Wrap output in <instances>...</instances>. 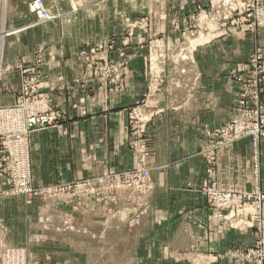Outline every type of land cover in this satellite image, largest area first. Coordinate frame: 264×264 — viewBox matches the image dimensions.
<instances>
[{
  "label": "crops",
  "instance_id": "0c3cea01",
  "mask_svg": "<svg viewBox=\"0 0 264 264\" xmlns=\"http://www.w3.org/2000/svg\"><path fill=\"white\" fill-rule=\"evenodd\" d=\"M200 2L208 0H93L84 2L78 12H65V17L44 25L33 27L30 22L21 27V21L12 20V28L4 24V33L0 21V106L14 105L29 80L36 78L34 71L40 75L37 81L45 103L63 115L54 127L30 137L33 186L63 185L136 167V155L129 147V114L143 100L152 79L170 72L160 55L167 42L180 38L183 20ZM60 6L65 11L70 7L68 0ZM12 29L17 32L7 34ZM258 49L264 52V30L254 36L215 39L194 54L200 72L195 87L177 93H171L169 86L163 88L161 103H155L163 112L147 129L154 193L140 225L133 226L135 217L128 216L124 225L113 222L104 227L96 218L103 209L95 216L66 206L55 210L45 205L38 211L37 201L26 205L21 197L4 199L0 253L5 247L23 246L38 264H54V252L67 256L63 260L67 264L108 260L87 256L85 236L71 245L63 231H54V225L64 229L73 221L84 230L91 228L96 238L87 240L101 248L103 241L111 247L123 230L127 245L135 247L121 260L126 264H258L235 256L253 245V231L214 234L201 190L208 167L200 154L205 134L233 117L239 86L232 72ZM96 60L103 65H92ZM106 64L113 66L114 74L94 73L105 71ZM260 143L258 184L251 138L218 152L215 173L221 190L264 192V139ZM74 247L77 258L69 254ZM109 260L119 261L115 256Z\"/></svg>",
  "mask_w": 264,
  "mask_h": 264
},
{
  "label": "built area",
  "instance_id": "2783aa9c",
  "mask_svg": "<svg viewBox=\"0 0 264 264\" xmlns=\"http://www.w3.org/2000/svg\"><path fill=\"white\" fill-rule=\"evenodd\" d=\"M30 9L39 15V23L49 20L43 0H34L30 4ZM137 23L135 22L134 25ZM183 23L186 26L181 32L180 39L167 42L165 51L160 55L164 62L168 65L170 63L173 73L169 77V83L179 91L192 89L200 78V72L192 55L196 48L209 44L215 39L245 36L264 29V4L262 0H209L206 4L193 7ZM35 25L40 24L32 26ZM145 28L147 29L148 26ZM204 35L209 36L206 42L198 44L194 49L191 46L189 49L185 47L189 39L196 40L197 37ZM38 58L41 60L42 57ZM193 65L195 71L191 72L190 66ZM111 67L113 68L106 64L104 72L107 76L115 73ZM32 74L36 76V80L34 78L29 80L14 105L0 106V201L21 197L27 205H31L39 198L55 199L60 202L64 200L80 202L89 197L91 205L108 206L131 193L139 198L153 195L148 163L153 149L147 129L154 118L163 112L155 105V103L159 105L156 98L162 95H157L163 84L159 76L152 79L149 91L153 94L147 97V99L152 98L155 103L150 107L149 102L148 105L138 102L137 109L129 114V145L138 162L134 171L37 188L33 186L32 180L30 137L36 131L54 127L62 120L63 115L45 103L40 92L41 83L37 81L40 75L34 71ZM231 76L239 86L234 116L228 123L206 133L202 138L201 154L207 163L208 176L201 190L209 205L214 234L224 236L232 230L242 233L253 231L254 245L245 251L237 252L235 256L262 264L264 262V192L258 189L245 193L221 190L216 180L215 167L218 161L217 154L221 149L237 143L244 137H252L254 141L264 137V113L261 103V95L264 91V53L256 51L251 54L246 62L232 72ZM1 78L0 73V83ZM146 209L147 207L144 208L145 211ZM4 253L12 258L10 263L6 262V264H18L17 249L6 247ZM21 264L27 263L21 262Z\"/></svg>",
  "mask_w": 264,
  "mask_h": 264
},
{
  "label": "rangeland",
  "instance_id": "374dc122",
  "mask_svg": "<svg viewBox=\"0 0 264 264\" xmlns=\"http://www.w3.org/2000/svg\"><path fill=\"white\" fill-rule=\"evenodd\" d=\"M33 1L34 0H0V21L2 22V28L3 29L2 28L1 29L3 30V33H4V30H5L4 29V26H5L4 24L8 25L7 28H12L13 27L11 25L12 20L16 21V22L21 21V23H22L21 27L29 26L30 22H32L30 24V26H32L33 24H37V23L40 24V25H44L45 23L54 22L55 20H59L60 18L65 17L66 16L65 12H68V14H69V12L71 14H74V12L75 13L78 12L81 9V6H83V4H85L84 2H89V1H93V0H68L70 7H69V10H67V11L62 10V8L60 6V4L64 0H43L45 2L46 8H47V11H48V14H49V18H48L49 20L45 21L44 23H39L40 22L39 15L36 14L35 12L31 11L30 4ZM98 1H100V3H104V2H112V1H116V0H98ZM130 1H132V0H130ZM262 2L264 4V0H262ZM202 4L203 3H201V2L200 3H195V5H193L191 9L193 10V7H195L197 5H202ZM139 23H142V22H139ZM35 26H37V25H35ZM141 26H142V28L144 27L142 24H141ZM21 27H20V29H22ZM1 29H0V31L2 32ZM263 30L264 29H261V30L257 31L254 34L248 33V35L254 36L258 32L263 31ZM14 32H17V29H14V30L12 29V31L8 30L7 34L12 35V34H14ZM204 37L205 38H209V36H206V35H204ZM197 38H196V40H197ZM179 39H176V40H179ZM192 39H189L186 42V45H185L186 48L189 49V46H191L192 49H194L197 46L198 42L196 40H192ZM176 40H173V41H176ZM201 46H203V45H201ZM199 47L200 46H198L196 48V50ZM196 50H195V52H196ZM256 51H260L261 53H264V52H262L259 49L255 50L254 52L256 53ZM195 52L192 54L194 59H195V55H194ZM192 55H191V57H192ZM0 57L2 58V53H1ZM111 62L114 65V62L113 61H111ZM98 64L103 65V63H101L98 60H96V61H94L92 63V65H94L95 67H97ZM168 67H169V70H170V72L166 71V75L168 73V77L166 75L163 76V73H161L160 76H159V79L163 81V84H162V87L160 88V92L157 93V95H160V94L163 95L164 94L163 93V88H165V86H169L168 88L171 91V93L179 92L178 89L174 88V86H172L171 83H169V77H171L173 71L171 70L170 63L168 65ZM190 70H191V72L195 71L194 70V65L190 66ZM94 73L95 74H103V73L106 74V72H104V71H101V73H99L96 70L94 71ZM263 83H264V81H263ZM150 87H149V90H150ZM149 90L144 95V98H143V100H141V102H144L143 104H147V105H148V102H149V105L151 107L152 104L155 103V102L152 101V98H148L147 99L148 96L153 94V92L149 91ZM162 95H160L158 98H156L159 104L161 103V100L163 98ZM18 96H19V94H18ZM262 96H263V94L261 95V98H262ZM261 103H262V109H263V113H264V101H263V98H262ZM137 106L138 105H136L133 110L137 109ZM133 110L130 113H133ZM152 110L155 111V109H153V108H152ZM152 110H150V111H152ZM141 112H146V111L141 110ZM233 112H234V110H233ZM233 116H234V114H233ZM246 138H251L253 143H254V145H255V149H256L255 158H256V161H255V164H254L255 165L254 173H255L256 181H257V183H259L260 176H261V173L259 172V163H260L259 148H260V144H261L260 142H261L262 139H264V137H260L259 141H254V139L252 137H244V139H246ZM244 139H242L240 141H243ZM129 141H130V138H129ZM240 141H238V142H240ZM129 147H130V145H129ZM201 153L202 152L200 151V154ZM152 154H153V151H152ZM135 160L137 162V158ZM148 163H149V169H150V172H151L150 161ZM137 166H138V162L136 163V167L134 169H132V170H129V171H134L137 168ZM125 172H127V171H124V172H109V173H107L105 175H101V176H97V177L109 176V174H119L120 175V174H124ZM206 180H207V177H206ZM37 188H42V187H37ZM251 192H254V191H251ZM261 192H263V191L261 190ZM151 197H152V195L148 196L146 198H141V197L139 198V197H134V194L131 193V195H128L125 198H124V196L120 197L117 201H115L114 203H111L108 206L107 205H101V206L91 205L92 202H91V199L89 197L84 198V200H82L80 202H72V200H68V201L64 200V201L60 202L59 200H55V199H49V200L45 199L44 200L43 198L36 199V200H34V202L37 201V203H39V205L41 204L40 206H37V210L38 211H42V208H44L45 205H48V206L50 205V207L55 209V210H60L61 208H64L66 206V207L72 209V211H74V212H79L80 213V211H83L84 215L88 214V215H91V216H95V215L98 214L97 210L103 209L104 212L100 213L99 216L96 217V218H100V222L103 223L104 227L105 226L108 227V225L112 224L113 222H116V223H118L120 225L121 224L124 225L125 224L124 220L126 219V217L133 216V217H135V219L133 220L134 221L133 226H135V225H140L141 218L150 209L149 200H150ZM34 202H33V204H34ZM25 204H26V202H25ZM144 206L147 207L146 211L144 210V208H145ZM103 213H105V214H103ZM67 224L68 225L64 229L61 228L59 226V224L58 225H54V228H55L54 231L55 232H57V230H59L61 232L63 231V233H65L64 234V239L65 238L69 239V242L71 243V245H72V242L73 243L78 242V239H76L77 237L80 239V238H84L82 236H85L86 237V244H85V246L84 245L83 246L86 248L85 250L87 251L86 252L87 256H94L93 258H95L96 255H100V256H106L104 258L108 259V260H106L104 262L101 261V263L98 262L96 264H126V263L122 262L121 260L124 257H126L127 252H131V250L133 248H135V247H132L131 244L127 245L128 241L126 242L125 232L123 230L119 231L115 235V237L112 240L114 243L111 244V247H107V245H109V243L107 241H105V242L103 241V243L101 244V246H103V247L101 248V247H99V245H96L93 242H90V241L87 240V238H89V237H90L89 239H93V240H95L94 238H96L95 234H92V232H89V231H91V228L88 229V230H84L85 228H82L81 224L80 225L76 224L73 221L69 222ZM37 225L41 226L39 224H37ZM83 230L85 232H83ZM65 231H67V232H65ZM33 241H35V240L33 239ZM82 243H83V239H82ZM253 245H254V243H253ZM76 247L78 248V246H76ZM76 247H74V249L70 248V252H69V254H72L71 256L75 257V258L78 257V249H76ZM14 248L17 249L18 264H21V262H26L27 264L28 263L38 264L37 257H35V255L32 254L31 252H29L26 247H23V246L18 247L17 246V248L16 247H14ZM80 248H81V246H80ZM5 249H6V247H5ZM5 249L2 251V253H0V264H6V262L10 263V261L12 259L8 255H6V253H4ZM81 250H79V251H81ZM54 255H55L54 264H67V262L63 263V260H65V258L67 256L66 257L65 256L62 257L60 252H54ZM111 256H113V257L115 256L119 261L109 262L110 261L109 259L111 258ZM13 261L15 262L14 259H13ZM92 264H95V263L92 262Z\"/></svg>",
  "mask_w": 264,
  "mask_h": 264
},
{
  "label": "bare ground",
  "instance_id": "6f19581e",
  "mask_svg": "<svg viewBox=\"0 0 264 264\" xmlns=\"http://www.w3.org/2000/svg\"><path fill=\"white\" fill-rule=\"evenodd\" d=\"M7 4V3H6ZM208 40V38H205L204 36H200V37H198L197 38V42H198V44H202V43H204V42H206ZM197 44V45H198ZM88 210V209H87ZM46 239V238H45ZM8 261V260H7Z\"/></svg>",
  "mask_w": 264,
  "mask_h": 264
}]
</instances>
